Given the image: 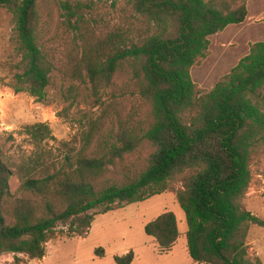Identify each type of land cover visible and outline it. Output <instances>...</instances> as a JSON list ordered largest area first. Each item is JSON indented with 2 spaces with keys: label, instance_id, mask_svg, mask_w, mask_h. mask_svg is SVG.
I'll use <instances>...</instances> for the list:
<instances>
[{
  "label": "trees",
  "instance_id": "obj_1",
  "mask_svg": "<svg viewBox=\"0 0 264 264\" xmlns=\"http://www.w3.org/2000/svg\"><path fill=\"white\" fill-rule=\"evenodd\" d=\"M42 1L0 0L14 17L13 90L42 102L53 72L62 70L88 81L98 95L126 73L131 95L148 111L144 118L122 115L113 95L109 125L94 145L91 129L64 165L33 168L21 183L27 196L11 193L13 172L0 152V255L42 258L50 240L84 236L96 214L161 194L177 179L195 264H263L249 256L247 239L251 226L264 227V218L247 210L243 199L251 166L264 156V41L251 43L209 91L190 76L208 53L209 36L245 21L247 0H123L120 20L96 31L95 0H56L64 32L51 35ZM27 130L41 139L50 134L42 122ZM146 142L153 150L145 165H127ZM118 168L120 183L111 178ZM144 232L160 254L169 252L179 237L177 218L165 211ZM133 259L132 250L114 256L116 264Z\"/></svg>",
  "mask_w": 264,
  "mask_h": 264
},
{
  "label": "rangeland",
  "instance_id": "obj_2",
  "mask_svg": "<svg viewBox=\"0 0 264 264\" xmlns=\"http://www.w3.org/2000/svg\"><path fill=\"white\" fill-rule=\"evenodd\" d=\"M43 18L48 22L47 32L63 28L56 0H43L40 4ZM123 0H95L91 19L95 31L107 29L120 20ZM247 18L240 24H230L209 36L208 53L191 67L190 76L202 91H209L230 69L247 54L251 43L264 41V0H247ZM63 31V32H62ZM64 35V34H63ZM57 46V44H56ZM14 17L7 7H0V152L12 169L9 188L15 198L29 195L21 188L24 177L43 166L60 167L66 158H73L83 145L85 135L91 131L93 146L109 125V102L115 98L117 110L125 115L135 112L144 118L148 105L137 96L129 76L121 73L115 84L95 95L88 81L54 71L47 95L40 102L27 91L15 92L13 64L17 60ZM59 65V63H58ZM134 106V107H133ZM46 123L50 134L43 139L27 130L34 123ZM152 146L146 142L139 152L129 157L127 165L140 168L145 165ZM252 178L243 199L247 210L264 218V156L251 166ZM112 181H122V170L111 173ZM168 190L142 202L120 209L96 214L84 236H58L46 244L42 258H29L24 254L0 255V264H116L115 255L132 250L131 264H192L187 252V224L184 212L176 200L179 180L172 179ZM165 211H172L179 229V237L171 251L160 254L155 240L144 232V225ZM249 256L264 264V227L251 226L247 239ZM101 247L103 252L95 250Z\"/></svg>",
  "mask_w": 264,
  "mask_h": 264
},
{
  "label": "crops",
  "instance_id": "obj_3",
  "mask_svg": "<svg viewBox=\"0 0 264 264\" xmlns=\"http://www.w3.org/2000/svg\"><path fill=\"white\" fill-rule=\"evenodd\" d=\"M192 264H195L194 262H192Z\"/></svg>",
  "mask_w": 264,
  "mask_h": 264
}]
</instances>
